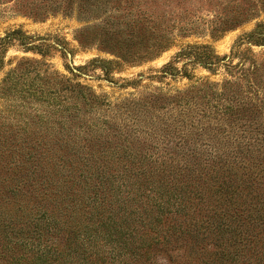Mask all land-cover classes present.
<instances>
[{"label": "rangeland", "instance_id": "obj_1", "mask_svg": "<svg viewBox=\"0 0 264 264\" xmlns=\"http://www.w3.org/2000/svg\"><path fill=\"white\" fill-rule=\"evenodd\" d=\"M207 1L102 0L101 4H108L96 11L87 10L81 16L58 12L35 17L29 14L30 11L33 13V8L36 9L32 3L37 4L43 11L45 0H0V217L9 216L23 223L44 210L54 216L57 214V217L58 211H61V217L66 224L90 225L93 221L88 220L90 213L86 201L94 192L97 196L105 198L106 207L112 202L108 207L111 214H122V210H117L115 195L110 187L115 188L117 184L125 181L121 175L124 171L127 173L129 168L133 167L137 171L138 167L131 162H138L139 158L136 156L130 159L120 152L111 154L110 151L122 148H131V151L144 150L152 145V137L143 134L128 143L110 129L114 135L110 133L107 137L99 138H94L99 136L98 131H81L80 134L65 131L62 134L61 118L59 114L52 115L53 109L48 105L54 97V93L48 92L51 90L49 86L53 81H59L56 85L59 87L58 95L54 94L56 99L65 95L63 87L66 78L70 83L87 86L98 98L100 105L91 114L100 117H105L102 115H109L110 112L111 115L116 112L119 115L121 112L117 111L118 109H132L134 102H139V108L133 111L140 110L142 113L146 108L143 104L150 106L152 96L173 97L177 92L204 82L212 84L210 88L216 90L225 80L237 81L244 86L242 76L248 62L241 68L240 55L246 53L250 58H264V44L246 42L233 56L232 47L244 34L254 31L258 22L262 24L256 30L264 33L263 15L225 32L217 39L212 38L211 34L178 38L174 45L156 58L135 64L124 62L110 52L127 49V46H117L111 40L102 41V37L95 36L92 29L84 31L86 26L96 27L95 24L100 20L121 19L127 14L126 10H114L116 7L131 8L137 3L141 5L138 15L153 18H162L164 15L178 17L184 13L183 7L179 8L178 5L183 6L191 2L205 9L208 7ZM136 11L138 10L133 12ZM197 15L208 18L206 11ZM16 30L21 31V34L13 32ZM20 36L24 45L21 44ZM188 44L209 45L218 57H230V63L224 64L226 61L223 60L214 71H209L200 64H185L187 59H180L174 63L179 70L177 75L161 77L162 68L173 62L175 55ZM26 60H38L45 65L37 67V77L34 72L22 78L14 77L13 70L16 65ZM185 69L189 76L183 73ZM52 77L55 80H52ZM44 79L48 83L44 81L47 86H43L45 91L39 100V97L35 98L32 93L40 88L38 86ZM204 93L208 97L211 95L210 91ZM202 94L203 92L189 95L190 101L201 104L191 107V110L187 109L189 113L199 108L207 109L206 98L200 97ZM159 104L161 102L157 105ZM159 112L162 114L163 111ZM79 130L76 128V131ZM175 141L180 140L177 138ZM181 143L182 146L192 144L190 139L181 140ZM39 151H42L47 159L45 165L53 174V180L58 182V176H64V182L60 183L61 190L56 192L49 186L41 190L38 185H23L19 192L13 194L11 191L16 182L14 179H19L20 176L28 177L29 172L30 179L34 177V159L32 157L29 160L27 156L29 153L34 156V152L38 154ZM251 161V169L260 175L256 180L245 177L248 169L239 170L237 177L231 174L228 178L226 172L216 175L203 161L192 156L187 160L195 169L192 172H182L176 176L146 177L153 183L165 184L172 193L187 200L183 201V209L179 212L175 211L179 207L177 205H170L169 209H159L144 197L139 203L132 204L131 209L136 214L134 222L131 223L133 238L127 237L126 241L131 248L144 244L141 251L139 248L136 250L137 253H143V256L139 254L140 258H135L137 261L132 260V264L138 263V260L146 264H226L222 259L233 250L238 254L240 264H264V223L259 222V228L249 229V233L256 234L254 241H247L241 248L236 249L228 242L225 244L220 240L215 228L220 217L223 218L224 224H234V221H230V216L247 225L250 217H253L261 208V203H264V155L257 154ZM180 162L184 163L183 160ZM61 164L62 170L70 172L69 176H66L65 172L63 175L56 173ZM96 168L102 169L103 176L108 177L101 180L104 183L103 191H100V187L91 189L96 181L94 178L85 183L83 178H79L80 173L89 176L85 171ZM134 173L135 171L130 174L131 177ZM149 174L151 173L147 175ZM222 180L225 182L222 183ZM227 181L234 191L230 195L220 196L217 191L223 187L222 184L228 183ZM99 185L97 184V187ZM139 185L141 192L146 194L144 188L147 184L143 187L141 180ZM84 186L85 190L87 188L86 192L82 190ZM120 191L125 189L122 187ZM46 235L50 239L47 243L60 245V235ZM2 240L5 244V240ZM10 244V247L7 246L9 255L13 254L17 259L21 251L12 241ZM146 245H149V248L147 253H144ZM3 254L8 255L5 251ZM0 261L5 262V259L0 257Z\"/></svg>", "mask_w": 264, "mask_h": 264}, {"label": "trees", "instance_id": "obj_2", "mask_svg": "<svg viewBox=\"0 0 264 264\" xmlns=\"http://www.w3.org/2000/svg\"><path fill=\"white\" fill-rule=\"evenodd\" d=\"M101 3L102 0H45L43 11L36 6L37 4L32 3L36 9L33 8V13L30 11L29 14L40 17L44 14L61 12L64 15L74 13L81 16L87 10L96 11L108 4ZM206 3L208 7L205 9L191 2L183 6L178 5L179 8L183 7L184 13L178 17L164 15L162 18L138 15V12H141V5L137 3L131 8L130 6L116 7L114 10H126L127 14L121 19L100 20L95 24L96 27L86 26L84 31L92 29V32L95 31V36L102 37V41L111 40L117 46H127V49L110 52L124 62L135 64L156 58L174 45L178 38L211 34L212 38L217 39L229 30L255 20L261 15L264 16V0H208ZM134 10L138 11L134 13ZM203 11L207 12L208 18L197 15L202 14ZM261 24L258 22L256 29ZM256 29L244 34L234 43L232 56L236 55L241 45L246 42L255 45L264 44L263 31ZM13 32L21 34L19 30ZM20 40L24 45L21 36ZM240 58L241 68L248 62L242 76L244 86L237 81L225 80L216 90L210 88L212 84L204 82L177 92L173 97L152 96L150 106L143 104L146 108L142 113L139 112L140 110L133 111L139 108V102H134L132 109L121 107L117 110L121 112L120 116L117 112L113 115L111 112L109 115L100 114L105 117L93 116L92 111L100 106L98 98L87 86L70 83L68 78L63 87L65 95L56 99L55 95L59 92L57 91L59 87L56 85L59 81H53L49 86L51 90L48 92L55 95H52L54 97L48 105L53 109L51 114L54 116L59 114L61 118L60 132L62 134L65 131L74 134H80L81 131L88 133L98 131L99 136L94 138H99L107 137L111 133L110 129L128 143L140 138L139 135L146 134L152 137V145L144 150L131 151L129 150L131 148H122L110 151L111 154L120 152L130 159L136 156L139 158L138 162H131L138 167L137 171L131 167L132 169L129 168L127 173L124 171L121 175L126 179L125 181L117 184L115 188L109 185L115 195L117 210H122L119 216L111 214L108 209L112 202H109L106 207L105 198L97 196L94 192L93 196L86 201L90 213L88 220L93 221L90 225L66 224L61 217V211H58L59 217H57V214L54 216L51 212L47 213L44 210L29 217L23 223L9 216L0 217V257L5 259V262L0 261V264H132V260L137 261L135 258H140L143 254L140 251L144 248V244L131 248L126 241L127 237L133 238L131 223L134 222L136 214L131 209L132 204L139 203L144 197L159 209H169L170 205H177L179 207L175 211H181L183 201L187 198L178 197L164 186L165 184L153 183L147 178L154 175L166 177L167 175L176 176L182 172H192L195 169L187 162L191 156L203 161L205 166L210 167L216 175L226 172L228 178L231 174L237 177L239 170L248 169L246 178L251 177L250 180L259 178L260 175L251 169L249 163L257 154L264 155V58H250L246 53L241 54ZM180 59H187L185 64H200L209 71H214L223 60L226 61L224 64L228 65L231 58L218 57L206 44H188L180 49L173 62L162 68L161 77L177 75L179 70L174 63ZM44 65L45 63L38 60L20 62L13 70V76L22 78L34 72V76L37 77L39 74L37 67ZM183 73L189 76L186 69ZM51 79L55 80L53 77ZM44 81L48 83L44 79L38 86L40 88L32 93L35 98L39 97V100L45 91L44 87L47 86ZM208 91L211 93L209 97L204 93ZM199 92H203L200 97L206 98L207 109L199 108L189 113L187 109L191 110V107L201 105L190 101L189 95ZM158 102L161 104L157 105ZM155 104L157 106L154 107ZM160 110L163 111L162 114ZM93 118L95 119L90 120ZM47 119L45 121L49 122ZM76 128L80 130L76 131ZM177 138L180 141L176 142ZM189 139L192 144L182 146L181 140ZM27 157L29 160L32 157L34 159L35 175L30 179L31 172H29L28 177L20 176L19 179H14L16 182L11 192L13 194L16 191L19 192L23 185L27 187L38 185L41 190L49 186L52 187L51 190L60 191L62 188L60 183L64 182V176H58L60 177L58 182L53 180V174L45 165L47 159L44 158L43 152L39 151L38 154L34 152V156L29 153ZM181 160L184 163L180 162ZM62 169L61 164L56 173L63 175L65 172V175L69 176L70 172ZM133 170L135 173L131 177ZM85 172L89 176L79 174V178L84 180L83 183L94 178L96 181L91 189L96 190L100 187V191H103L104 183L101 180L108 178L103 176V170L96 168L92 171L87 169ZM148 173L151 174L147 175ZM141 180L143 187L147 184L144 188L146 194L141 192L139 185ZM224 182L222 180V183ZM227 182L217 191L220 196L230 195L234 191L230 188L232 185L229 181ZM97 184L100 185L97 187ZM122 187L125 191H120ZM87 188H90L89 185ZM87 188L85 190L84 186L82 190L86 192ZM261 204V208L253 217H250L247 225L234 216L229 218L231 222L234 221V224H224L223 218L220 217L215 224L217 237L225 244L228 242L233 245L234 249L241 248L247 241H254L256 234L248 231L259 228V222L264 223V203ZM46 234L60 235L62 239L60 245L47 243L50 239ZM11 241L21 251L17 259L13 254L9 255L7 246H11ZM138 248L139 253L136 251ZM148 248L149 245H146L144 253H147ZM2 249L8 255L3 254ZM237 256L238 254L233 250L228 252L222 260L226 261V264H240ZM135 264L146 263L138 260Z\"/></svg>", "mask_w": 264, "mask_h": 264}, {"label": "water", "instance_id": "obj_3", "mask_svg": "<svg viewBox=\"0 0 264 264\" xmlns=\"http://www.w3.org/2000/svg\"><path fill=\"white\" fill-rule=\"evenodd\" d=\"M74 69V68H73ZM74 71H76V69H74Z\"/></svg>", "mask_w": 264, "mask_h": 264}]
</instances>
